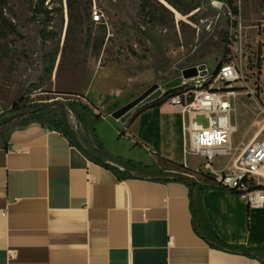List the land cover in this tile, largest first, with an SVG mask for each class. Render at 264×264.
<instances>
[{
  "label": "crops",
  "instance_id": "1",
  "mask_svg": "<svg viewBox=\"0 0 264 264\" xmlns=\"http://www.w3.org/2000/svg\"><path fill=\"white\" fill-rule=\"evenodd\" d=\"M263 92L261 87L262 103ZM235 100L231 145L238 138L249 144L257 140L262 120L251 119L249 108ZM250 107L252 113L259 108L255 101ZM97 108L99 121H112L111 133L125 146L107 148L111 155L163 171H170L165 166L170 161L191 170L201 166L207 173L201 159L185 153L189 140L182 131L181 108L164 103L133 119L138 107L125 123L111 117L117 109L102 115ZM220 160H214V170L222 168ZM202 202L223 242L264 245V204L249 206L221 186L205 187ZM0 264L263 263L212 249L195 235L183 184L119 181L59 133L31 123L9 130L5 147L0 146Z\"/></svg>",
  "mask_w": 264,
  "mask_h": 264
},
{
  "label": "rangeland",
  "instance_id": "2",
  "mask_svg": "<svg viewBox=\"0 0 264 264\" xmlns=\"http://www.w3.org/2000/svg\"><path fill=\"white\" fill-rule=\"evenodd\" d=\"M168 1L175 7L167 0H91L89 17L75 15L69 22L66 0H61V19L56 14L50 21L38 16L51 32L41 41L37 25L28 21V1L12 0L15 33L0 38V114L11 107L18 84L28 90L31 83L39 88L29 95L35 103L80 94L107 115L153 85L163 94L181 87L186 81L184 69L205 66L215 73L223 63L234 62L239 48L243 50L244 81L236 83L237 90L243 92L247 86L264 91V77L260 78L258 71V57L264 48V0ZM47 4L48 8L60 7L57 0H47ZM93 10L100 15L98 22L93 21ZM235 101L239 107L249 108L251 119H264L258 115L261 104L255 97L240 94ZM254 101L259 108L252 113ZM196 121L207 125L203 117ZM108 122L95 123L103 148L107 152V148L125 149ZM240 142L238 138L233 147ZM246 145L217 166H231ZM192 161L197 162L194 157ZM197 170L205 174L201 166ZM195 177L203 179L198 174Z\"/></svg>",
  "mask_w": 264,
  "mask_h": 264
},
{
  "label": "trees",
  "instance_id": "3",
  "mask_svg": "<svg viewBox=\"0 0 264 264\" xmlns=\"http://www.w3.org/2000/svg\"><path fill=\"white\" fill-rule=\"evenodd\" d=\"M26 1L29 4L28 21L37 25L38 38L43 41L51 32L46 30V26L43 21L39 20L38 16L41 15L45 20L50 21L52 15L56 14L61 19V0H57V4L60 6L59 8H48V4L45 5L47 0ZM167 2L175 7L168 0ZM66 7L69 22L75 15L80 17V19L83 16L89 17L91 0H66ZM12 16V0H0V38L2 39L15 33ZM52 71L53 66L51 63L47 68V73L50 75ZM183 87L186 86L168 91L156 101L137 110L133 119L142 111L159 107L166 103L168 98L182 93L186 89ZM37 89L39 88L31 83L29 84L28 90H24L21 83L18 84L11 107L0 114V146L5 147L6 134L9 130L21 128L31 123H38L48 130L59 133L85 159L109 170L119 181L139 179L159 183L175 182L183 184L188 190L191 226L195 235L212 249L241 255L264 264V245L250 248L243 245L227 244L211 228L203 207L202 191L205 187L220 186L213 175L207 173L202 174L198 170H191L170 161L168 163L175 170L163 171L152 166L136 164L132 161L115 157L103 148L95 132V123L100 120L101 115L95 113V106L92 103H86V99L80 94H74L75 98L72 99L35 103L30 100L29 95L31 90ZM259 94L260 90L257 87L254 97L260 105L262 102L259 99ZM82 98L85 102H82ZM188 100H190V97ZM122 134L120 133V135ZM197 174L201 175L203 179H196L195 175ZM229 191L237 194L233 189Z\"/></svg>",
  "mask_w": 264,
  "mask_h": 264
},
{
  "label": "built area",
  "instance_id": "4",
  "mask_svg": "<svg viewBox=\"0 0 264 264\" xmlns=\"http://www.w3.org/2000/svg\"><path fill=\"white\" fill-rule=\"evenodd\" d=\"M92 18L98 22L100 15L93 10ZM235 51L237 57H234V62L223 63L215 73L205 66L197 67L200 68L198 75L181 84L186 89L168 98L166 103L182 110V131L189 140L185 153L201 159L221 187L235 190L249 206H260L264 204V119L256 134L261 137L244 146L231 166L226 164L220 170L212 168L215 159L230 158L243 145L242 142L238 147L231 145L234 129L230 116L233 101L240 93L235 85L244 81L241 71L243 50L239 48ZM258 58V71L262 78L264 48ZM245 87L243 93L254 97L257 87ZM258 115L264 116V103ZM198 117H203L207 125L197 122Z\"/></svg>",
  "mask_w": 264,
  "mask_h": 264
},
{
  "label": "water",
  "instance_id": "5",
  "mask_svg": "<svg viewBox=\"0 0 264 264\" xmlns=\"http://www.w3.org/2000/svg\"><path fill=\"white\" fill-rule=\"evenodd\" d=\"M200 68L191 67L184 69L182 71V78L184 80H189L198 75ZM163 93L158 89L157 85H153L147 90H145L137 98L133 99L130 102H127L117 110L111 113V117L119 120L121 123H125L131 116L132 112L138 107L145 106L149 103H152L159 99Z\"/></svg>",
  "mask_w": 264,
  "mask_h": 264
},
{
  "label": "bare ground",
  "instance_id": "6",
  "mask_svg": "<svg viewBox=\"0 0 264 264\" xmlns=\"http://www.w3.org/2000/svg\"><path fill=\"white\" fill-rule=\"evenodd\" d=\"M233 129H234V127H233ZM253 141H254V140H253ZM251 142H252V141H251ZM251 142H250V143H251Z\"/></svg>",
  "mask_w": 264,
  "mask_h": 264
}]
</instances>
